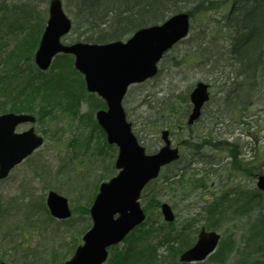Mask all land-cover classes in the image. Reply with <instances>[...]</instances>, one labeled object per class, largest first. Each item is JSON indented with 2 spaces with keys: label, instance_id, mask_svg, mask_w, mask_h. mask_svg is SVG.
<instances>
[{
  "label": "rangeland",
  "instance_id": "1",
  "mask_svg": "<svg viewBox=\"0 0 264 264\" xmlns=\"http://www.w3.org/2000/svg\"><path fill=\"white\" fill-rule=\"evenodd\" d=\"M49 2L50 0H0V76L5 72L7 76L13 73L15 79L11 85L8 81L1 84V90H5L1 91V96L13 94L9 100L0 99L2 111H12L14 97L18 99L17 94L23 88V80L35 75L50 82L49 78L60 73L61 65L65 74L68 71L67 63L72 64L73 58L59 55L48 70L42 75L38 74L34 60L37 43L34 44V41L40 38L41 29L47 22ZM63 3L64 10L74 22L71 3L69 0H63ZM196 6V3H188L183 10L191 12ZM228 6L226 4L223 8L204 2V10L193 19V29L187 38L163 56L160 73L151 80L133 85L123 101L137 137L141 138L149 152L159 148V131L166 128L171 132L173 144L182 147V158L163 168L160 177L147 185L144 190L146 197L141 199L145 207L147 202L149 204L146 213L151 222L166 224L165 230L168 233L173 231L183 234L181 238L173 234L179 240L171 241L168 246L161 245L156 251H152L154 259L150 264H184L179 261L178 251L190 239L195 241L198 234L194 233L195 230L206 225L207 215L205 216L203 206L211 203L212 198L223 197L226 193L223 191H228L231 186L236 185L241 190L255 188L257 177L251 173L249 175L246 169L242 170L241 163L250 160L252 167L256 165L255 172L264 174V102L259 99L263 89H258L260 92L256 97L257 103L244 110L241 117L236 106L228 107L223 101L237 84L231 79L234 68L221 66L213 53L216 42L220 39L217 31L219 32L220 24L224 25L223 16ZM78 27L74 23L71 32L62 41H85ZM200 28H206L213 33V36L208 34L203 45L205 50H209L207 53L211 58L207 59L206 66L199 63L200 58H204L202 48L188 42L192 34ZM20 52L23 54L17 60L15 55ZM13 56L15 60L6 67L3 60L7 57L12 59ZM72 69L74 67L64 81L50 84L45 92V98L59 107L51 105L41 108L37 102L31 103V113L37 115V121L17 127V131H24L33 126L35 131L44 136V144L16 165L8 177L0 179V259L9 264H62L70 258L76 245L82 243L81 232L91 225L88 214L81 212L76 206L82 207L86 204L92 192L95 193V185L118 172L113 166L118 149L114 144L105 145L106 153L98 149L105 144L106 139H103V133L94 127L93 119L90 118L93 116L92 108L98 106L100 99L94 95L97 97V101H94V96H87L81 74L73 72ZM199 80L211 83V99L206 105L205 114L190 129L185 124L191 104L189 94ZM244 88L247 89L246 84ZM88 97L93 101H89ZM76 111V115H72ZM81 113L87 114V117H81ZM145 118L153 123L145 122ZM220 118L226 120L222 128V124L217 125ZM201 133L207 139L219 137L217 146L209 145V141ZM79 141L82 143L77 148L76 143ZM202 154L206 156L203 157ZM232 161L234 166L235 162L239 164L240 169H234ZM197 181L199 184L193 189V183ZM49 190L68 198L69 205L74 210L71 218L57 219L49 214L45 207ZM259 193L264 198V191ZM153 194L157 195L156 202L172 203L177 214L173 225L163 222L157 203L153 199L149 200ZM256 198L261 197L257 194ZM256 210L236 217L234 212L229 213L230 221L218 229L223 235L221 243L225 244L232 237L236 243L241 244L248 232L246 227L255 222ZM198 215H202L201 218ZM194 217L200 220L195 221ZM191 223L192 230L189 226ZM221 224L222 221L213 220L209 226L217 228ZM183 230L188 232L187 235ZM132 234L126 241L132 242L135 239ZM126 241L119 243L116 248L110 247L108 260L104 264H113V257L127 245ZM240 244L238 247L242 249ZM220 246L204 262L193 264H220V250L225 248ZM238 254L236 251L227 256L224 264H248L247 260L238 259ZM258 255L250 259H258L259 262L262 257ZM136 263L144 264V258L139 257Z\"/></svg>",
  "mask_w": 264,
  "mask_h": 264
},
{
  "label": "water",
  "instance_id": "2",
  "mask_svg": "<svg viewBox=\"0 0 264 264\" xmlns=\"http://www.w3.org/2000/svg\"><path fill=\"white\" fill-rule=\"evenodd\" d=\"M50 15L44 29L40 45L35 52L37 65L47 69L58 52L75 55V66L85 74L88 89L102 95L109 106L108 110H99V123L107 132L109 143H117L120 151L116 167L121 168L118 175L109 181H103L91 208L93 226L83 238L73 257L66 264H101L106 260L107 246L116 244L127 233L142 222L146 215L138 199L148 181L156 178L160 167L179 158L178 147H171L169 131H163L165 145L156 153H146L132 131L122 100L132 83L142 82L158 71V62L162 55L189 31L190 15L178 13L161 24L143 27L129 37L127 42L118 40L107 44L75 42L66 44L61 37L72 26L62 0H51ZM209 84L198 82L191 93L193 109L188 122L198 119L201 107L209 98ZM34 121L27 114L6 113L0 116V177L3 178L14 164L42 144V137L33 129L24 133L15 132L18 123ZM259 186L264 188V177H260ZM47 205L56 217H68L71 214L68 199L54 191L48 193ZM167 220L174 219L169 205H163ZM117 214V216H116ZM195 245L182 253L187 261L203 260L214 250L219 239L217 232H208L203 228ZM5 264V263H3Z\"/></svg>",
  "mask_w": 264,
  "mask_h": 264
},
{
  "label": "trees",
  "instance_id": "3",
  "mask_svg": "<svg viewBox=\"0 0 264 264\" xmlns=\"http://www.w3.org/2000/svg\"><path fill=\"white\" fill-rule=\"evenodd\" d=\"M204 2L216 4L223 8L226 4L229 5L226 14L223 16L224 25L220 24L219 32L217 31L220 39L216 42L217 49L214 47L213 53L216 54V59L220 61L221 66L234 68L231 79L237 84L234 85L233 91H230L224 97L223 101L228 107L236 106L241 117L244 110L257 103L256 97L260 92L258 89H263L260 92L259 99L264 102V0H69L72 6L71 9L74 10V23L79 25V29H77L82 32L81 35L86 40L95 43H107L108 41L129 37L140 27L161 23L172 13L182 11L188 6V3L197 4L195 9L190 12L192 19H194L198 13L203 12ZM208 34L213 36V33L207 31L206 28H200L188 39V42L194 44V46L202 48L204 58H200L199 63L203 66L208 64L207 59L211 60L207 53L209 50L207 51V48L205 50L203 47ZM38 39L34 41V44L37 43ZM21 54L23 52L16 53L17 60L21 57ZM15 56L12 59L7 57L4 60L6 67L10 65L11 61L15 60ZM65 62L66 60H64ZM67 64L68 71L64 74L61 65L60 73L53 78H49L51 79L50 82L43 81L42 77L35 75L23 80V88L20 94H17L19 100L13 103L12 108L31 110V103L34 102H37V105L41 108L54 105V102L45 98V92L50 84L64 81L67 78V74L73 68L70 62ZM72 71L75 72L73 69ZM6 73L0 76V99L1 91L5 92V90H1L2 82L9 81L11 78ZM15 75H18V73H15ZM244 84H246L247 89L244 88ZM220 120L224 121L222 118ZM145 122L152 121L145 118ZM187 127L193 128V126ZM198 184V181L193 183V189L197 188ZM232 193L233 195L226 192L223 196L225 199L223 204L218 205L216 203L213 205L211 212L216 210L224 213L228 210L229 214L231 213L230 210H234L236 217L257 209V223H253V226L250 225L247 237L243 240L246 246L244 251L240 253L243 256H249L247 259L248 264H261L260 261H257L258 259L251 260L250 258L257 256L258 252H264V198L258 192L256 193L261 198H256L255 189L241 190L235 187ZM156 197L157 195L153 194L151 199ZM213 219H219V217L216 215L210 216L207 221L211 222ZM151 228H143L139 230V233L133 234V238L139 239L137 244L127 246L125 251L117 253L113 257L115 263L136 264L135 261L141 256L146 262L152 252V246H147L148 239L159 232L156 228ZM262 234L263 236H261ZM144 239V244H140V241L143 242ZM231 245L234 248L235 242L231 241ZM144 252L149 254L143 255ZM137 254L138 257H136Z\"/></svg>",
  "mask_w": 264,
  "mask_h": 264
}]
</instances>
